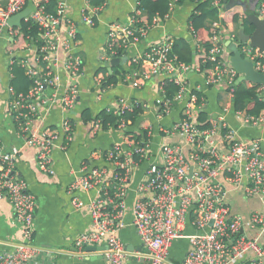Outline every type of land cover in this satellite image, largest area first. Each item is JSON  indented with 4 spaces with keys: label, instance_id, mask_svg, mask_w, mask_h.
<instances>
[{
    "label": "built area",
    "instance_id": "2783aa9c",
    "mask_svg": "<svg viewBox=\"0 0 264 264\" xmlns=\"http://www.w3.org/2000/svg\"><path fill=\"white\" fill-rule=\"evenodd\" d=\"M49 1L0 0V36L7 31L9 37H16L18 33L9 26L8 19L25 7L30 8L24 20L37 25L39 36L32 42L26 41L25 48L30 54L17 65L24 68L32 84L25 94L15 93L9 85L8 107L19 132L34 147L39 169L53 174L52 153L56 141L62 139L60 148L66 150L75 133L71 111L79 97V79L84 67L80 52L81 26H96L106 2L93 6L85 0L81 18L76 21L67 14L66 0H56L53 12L46 10ZM175 1L170 2L163 18L155 16L151 21L141 18L137 1L127 20L112 23L106 32L99 65H106L114 57L126 56L118 76L120 82L142 88L157 78L158 94L152 107L158 117L169 114L175 104L181 101L184 104L180 118L169 126L158 127L163 137L155 157L151 149L152 122L137 130V137L130 135L132 123L125 118L126 113L138 106L144 110L146 103L119 97L111 107L104 108L119 116L111 127L119 129L123 137L108 149L93 150L91 163L83 162L68 183L70 205L91 218L89 229L75 238L76 253H82L87 246L104 245L107 264H124L129 258L152 264H229L245 256L248 264H264V210L253 212L245 219L232 210L225 186L228 183L247 197L263 198L264 146L257 139H242L219 117L212 119L210 128L203 130L197 126V113L205 102L201 98L196 103L197 97L192 94L195 89L185 86L184 75L193 70L201 71L193 63H183L171 52L174 38L151 43L139 54L128 53L131 45L168 18ZM208 1L221 16L224 1ZM257 15L264 20V0L257 4ZM209 27L211 47L203 62L211 61L214 68L212 75H205V82L208 85L224 83L231 90L240 73L222 56L219 25ZM189 28L192 31V27ZM238 49L256 71L264 74V51L248 43H240ZM57 65H61L69 77L64 85L55 71ZM104 76L94 74L92 92L97 100L105 89L112 87V84L102 85ZM166 80L180 85L173 98L165 94ZM262 88L263 85L257 91L264 100ZM55 102L60 103L64 111L60 128L30 131L29 123L38 116L40 107ZM237 113L243 114L242 122L247 125L264 121L263 115H248L241 110ZM88 123H91L92 133L101 130L100 118L94 117ZM18 152L17 148H7L0 141V197H7L20 227L18 240L12 243L11 249L0 253V264H30L38 253L33 244L37 199L27 181L17 173ZM96 158L102 159L103 164L93 165ZM144 164L140 178L132 185L136 169ZM131 190L134 192L132 226L140 247L129 250L119 232L126 224L127 196ZM81 194L88 197L84 199ZM186 223L197 232L186 235L190 247L184 258L175 263L170 260V247L176 238L184 236ZM246 228L254 234L250 235Z\"/></svg>",
    "mask_w": 264,
    "mask_h": 264
},
{
    "label": "crops",
    "instance_id": "0c3cea01",
    "mask_svg": "<svg viewBox=\"0 0 264 264\" xmlns=\"http://www.w3.org/2000/svg\"><path fill=\"white\" fill-rule=\"evenodd\" d=\"M67 14L73 20L79 21L81 10L85 0H66ZM138 0H106V6L97 17L94 27L81 26L82 44L80 52L84 59L83 73L79 79V97L75 108L71 111V118L75 123V133L66 150L60 148L62 139L56 141L52 156L54 173L49 174L39 169L35 160V149L28 144L19 132L9 110L10 95L8 86L10 82L11 68L13 64L20 63L30 52L21 45L14 49L18 35L11 38L7 31L0 36V141L7 148H17L19 158L16 162L17 173L23 177L30 190L35 194L37 206L34 215V237L33 244L38 253L30 264H107L104 259V251H86L77 254L74 246L78 234L90 227L91 218L84 211L75 210L70 205L67 186L74 172H77L83 162H90V154L95 149H108L115 141L123 137L121 131L111 127L100 130L96 135H90L91 123H83L82 111L88 109L93 119L105 107H111L119 97L137 99L148 105L143 110L140 118L152 122L154 133L151 135L152 152L154 157L158 154L159 144L163 137L158 132L159 126H169L178 119L181 103H177L172 111L158 117L152 107L157 97V78L149 81L142 88H135L128 84L118 82L115 86L105 89L100 100L95 98L92 92L94 85V74L99 67V54L106 40V32L114 22H124ZM223 9L230 12L231 7H240L244 13L234 19L228 15L226 20L217 15L212 17L208 25H219L221 43L223 47L222 56L229 61L231 51L235 46L243 43L238 34L249 35L254 27L247 19L249 14H257V4L260 0H223ZM198 4L190 0H183L171 8L169 16L161 24L153 26L139 41L130 46L128 53L139 54L151 43L163 38H183L193 47L199 41V35L189 28V18L192 12H197ZM225 10V9H224ZM14 63L11 65V63ZM120 67L116 65L114 67ZM112 67V69H114ZM55 71L60 75L61 85L68 82L69 77L61 65H57ZM112 71V70H111ZM187 86L199 91L205 97L203 110L210 117H219L225 121L244 140L257 139L264 146V121L258 125H247L242 122V115L238 114L232 107L223 108L230 100L227 86L224 83L208 85L205 75L195 70L184 75ZM250 83V82H249ZM246 85V82H245ZM221 92V101L217 96ZM261 96L264 98V85ZM221 103V104H220ZM223 105V106H222ZM259 115L264 116V108ZM64 117V111L60 103L42 105L38 116L30 121L29 129L39 132L44 128H60ZM137 123H132L129 128L130 135L141 129ZM103 160L96 158L93 165H102ZM144 165L138 167L134 173L132 185L140 178ZM227 197L233 211L248 219L253 212L264 210V196L247 197L241 190H236L230 184L225 183ZM86 199L87 194H81ZM134 192L131 190L127 196V209L125 215V226L120 230L121 239L126 243L129 250L139 249L140 241L135 235L132 226V203ZM250 235L254 232L245 229ZM197 232L189 223L184 227V236L176 238L170 247V260L180 262L186 255L190 244L186 235ZM20 227L14 220L13 210L6 196L0 197V253L11 249L13 242L18 240ZM103 257H98V255ZM124 264H152L146 261H137L129 258ZM229 264H248V257H240Z\"/></svg>",
    "mask_w": 264,
    "mask_h": 264
},
{
    "label": "trees",
    "instance_id": "16d2710c",
    "mask_svg": "<svg viewBox=\"0 0 264 264\" xmlns=\"http://www.w3.org/2000/svg\"><path fill=\"white\" fill-rule=\"evenodd\" d=\"M138 1V8L140 9L141 18L146 21H151L155 16L163 18L168 13L170 2L173 0ZM182 1L183 0H176L175 3L181 4ZM190 1L198 4L197 12H192L190 15L189 25L192 27V32L199 35V41L196 43H199V45H195L193 47L186 39L174 38L171 43V52L175 53L178 59L183 63H193L194 66L198 67L201 73H203L204 75H212L214 63H212L211 61L203 62V60L206 58L211 47L210 36L212 34V30L209 27L208 22L212 17H216L218 15V10L215 7L211 6L208 0ZM88 2L93 6H97L102 4L103 2H106V0H88ZM55 4L56 0H50L47 4L46 10L48 12H53ZM239 8L240 7H231L228 15L234 19L238 18L240 14L244 15L243 11ZM224 9H222L221 18L223 20H226V18H228V15H226L228 10L226 8ZM14 30L18 33V40L14 46V49L20 47L21 45L25 46L26 41L32 42L39 36L37 25L30 21L23 20L22 26L20 28L14 27ZM111 70L112 71H109L108 66H106L105 64L99 65L98 69L96 70V75H105L102 83L103 86H107L109 84L115 86L118 82H120L118 76L121 75L122 69L117 66ZM11 74L12 76L10 78L9 85L13 87L15 93L25 94L29 90L32 84V80L25 74L24 68L18 66L17 64H13L11 68ZM185 86L189 87L186 84ZM260 86L261 85L259 84H250L249 82H246V85L245 82H239L232 87V96L230 87H228L227 91L230 95V100L225 106L222 105L223 108L232 107L235 111L241 110L248 115H259L261 113V110L264 108V100L261 99L260 93L257 91V88ZM163 87L168 98H173L180 89V85L172 80H166L163 84ZM192 94L197 97L196 103H199L201 98H203L205 102V97H203L199 91L193 90ZM217 99L218 101H221V92H219ZM179 103H181L182 110L184 101H181ZM181 110L179 118L181 116ZM142 115L143 108L141 106H138L133 112L126 113L125 118L130 120L131 123L139 122L138 125L140 126V128H142L145 124L149 123L148 119L140 118ZM95 117L102 120L101 130L111 128V124L115 126L119 118V116L115 115L112 112H108L105 109L101 110ZM81 118L83 123L92 121L91 114L88 109L82 111ZM212 119L214 118L208 116L203 108H201L197 113V126L203 130L210 128ZM51 129L55 130L56 128L54 127ZM90 135L94 136L96 135V133L90 132ZM135 135L139 137L137 132L133 134V136Z\"/></svg>",
    "mask_w": 264,
    "mask_h": 264
},
{
    "label": "water",
    "instance_id": "95a60500",
    "mask_svg": "<svg viewBox=\"0 0 264 264\" xmlns=\"http://www.w3.org/2000/svg\"><path fill=\"white\" fill-rule=\"evenodd\" d=\"M29 13V7H25L21 11L15 13L8 19L9 26L20 28L22 26V21ZM247 19L250 24L254 27V30L249 35H244L242 31H240L238 34L239 39L243 43H248L249 45L264 51V20L254 13L249 14L247 16ZM126 59V56L121 58L114 57L109 61V63H106V66H108L109 71H111L112 67L116 65H122L126 61ZM229 61L231 65L240 73V75L235 81L236 84L239 82H250L253 84L264 85V74L254 69L253 63L241 54L238 49V46H235L231 51ZM105 249L106 247L104 245L87 246L85 248L86 251H104ZM98 257L103 256L99 254Z\"/></svg>",
    "mask_w": 264,
    "mask_h": 264
}]
</instances>
